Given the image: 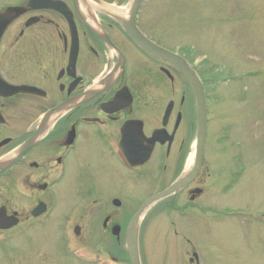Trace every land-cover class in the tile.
Returning a JSON list of instances; mask_svg holds the SVG:
<instances>
[{"label":"flooded vegetation","instance_id":"obj_1","mask_svg":"<svg viewBox=\"0 0 264 264\" xmlns=\"http://www.w3.org/2000/svg\"><path fill=\"white\" fill-rule=\"evenodd\" d=\"M133 4L0 0V256L6 264L18 256L33 264L39 254L21 256L22 243L49 237L64 260L132 264L134 216L194 169L193 86L128 32ZM142 4L137 29L178 53L144 29ZM209 122L208 103L197 174L139 218L141 264H147L143 241L151 237V214L163 225L159 243L172 247L156 254L157 264H203L202 242L190 229L209 215L210 193L223 190L211 171ZM186 216L193 217L190 225L182 222Z\"/></svg>","mask_w":264,"mask_h":264},{"label":"rangeland","instance_id":"obj_2","mask_svg":"<svg viewBox=\"0 0 264 264\" xmlns=\"http://www.w3.org/2000/svg\"><path fill=\"white\" fill-rule=\"evenodd\" d=\"M140 13L144 29L187 57L205 82L211 171L223 190L210 193L205 224L190 229L202 242L203 264H264V0H143ZM148 222L143 250L147 264H157L156 254L172 247L159 243L163 225L153 214ZM36 239L20 250L39 254L33 264H42L41 255L45 264H81L64 260L50 237ZM16 264L26 263L18 256Z\"/></svg>","mask_w":264,"mask_h":264},{"label":"water","instance_id":"obj_3","mask_svg":"<svg viewBox=\"0 0 264 264\" xmlns=\"http://www.w3.org/2000/svg\"><path fill=\"white\" fill-rule=\"evenodd\" d=\"M141 0H134L133 7L131 8V19L129 21L125 22V26L127 27L128 32L136 38L137 41L140 43L146 44V47L152 51L153 53L159 55L163 59H166L172 63H174L190 80L196 97L197 102V111H198V144H197V153H196V161H195V167L191 174L187 175L186 177L181 178L178 182H176L172 187H170L168 190L154 195L148 200H146L142 206L140 207L139 211L136 213L132 220V227H131V233L129 238V254L132 264H140V257H139V248H138V238H137V231H138V221L139 218L143 215L145 209L157 201L158 199L164 197L165 195L170 194L171 192L177 190L179 187L184 185L190 178L195 176L199 170L201 158H202V147L205 140V135L207 132V98H206V92L204 84L197 74V72L187 63L186 59L174 52H171L163 47L154 45L151 41H149L147 38L143 36L142 33L137 29L134 17L137 12V8L139 5V2ZM1 36V32H0ZM13 89H18L17 87ZM44 127V120L41 123L39 130Z\"/></svg>","mask_w":264,"mask_h":264}]
</instances>
